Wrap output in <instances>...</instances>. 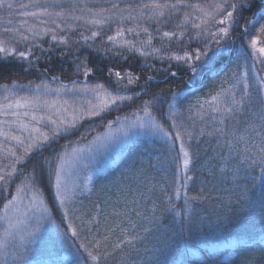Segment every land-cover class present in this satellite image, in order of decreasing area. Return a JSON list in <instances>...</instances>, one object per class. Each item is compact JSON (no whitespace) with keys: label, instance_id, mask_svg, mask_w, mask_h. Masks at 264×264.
Wrapping results in <instances>:
<instances>
[{"label":"snow or ice","instance_id":"obj_1","mask_svg":"<svg viewBox=\"0 0 264 264\" xmlns=\"http://www.w3.org/2000/svg\"><path fill=\"white\" fill-rule=\"evenodd\" d=\"M105 3L110 6L97 7L96 0H93L92 7H89L86 0H28V3L18 5L15 0H0V8L5 6L10 10L19 8L22 10L19 12L20 16L33 21L29 23L28 19H22L18 27L0 28V63L14 60L21 66L26 63L28 68H33L34 61L38 63L40 60V56L35 55V49H39L42 55L51 60V56L47 54L55 52L57 47L70 49L68 33L85 25L103 29L104 26L115 23L121 27L113 35L108 36L107 41L121 50L115 53L116 56H123V51L126 50L145 59L151 56L161 62L168 61L169 68L172 67L171 62L175 61L178 66L193 74L204 70L211 73L216 70L220 61L231 64L228 69L230 75L222 81L223 84L230 80L229 87H222L216 95H210V98L203 102L200 100L196 102V116L200 121L203 123L205 115L208 114L205 110L207 105V109L216 114L212 120L218 123V127L205 125L197 129L195 120L191 116L185 119L175 104L167 101L163 90L141 101L133 113L134 120L129 121L128 116H117L115 122H122L125 125L118 129L123 137L143 133L160 143L165 150L166 159L171 164V171L167 167L160 170L162 173L160 179L163 182L160 191L164 193L161 204L166 207L157 208L154 205L153 210L172 214L173 223L179 224L181 233L191 231L194 223L190 215L193 211L192 206L195 202L205 199L204 195L189 196L188 192L191 183L197 179L193 174V157L197 155L196 148L201 138L206 136L231 135L232 139L225 141L229 153L227 156L222 154L221 160L227 163L246 162L247 168L252 169L253 173L259 166V175L246 173V179L252 182L255 193L245 186L237 197V202L244 200L253 208L259 206L264 217V75H261V71L264 70V23H260V18L264 17V0H218L211 11L199 3H188L187 0H148L147 3L137 6H133L129 0H105ZM121 3H124L125 7H120ZM253 8L256 9L253 18L245 20L243 13L252 11ZM185 9L192 11H183ZM174 20L179 22L175 23L173 30H162ZM241 20H245L243 27L240 24ZM141 21L152 26V31L148 26H143ZM125 22H135L137 26L124 28ZM7 24L12 25V21L8 20ZM213 27L214 31L211 30ZM61 32L64 35H60ZM126 33L135 34L137 37L143 34L147 38L140 41V46L137 47L133 41L124 39ZM100 35L102 31H92L90 36L81 35L79 41H83V45L90 48L88 42L96 40ZM48 36L51 43L45 49L37 42ZM153 39H159L161 47H153ZM20 44H24L26 50H18L17 45ZM174 48L176 50H173ZM67 55V51L60 53L61 59ZM123 59L127 61L128 57L123 56ZM71 62L74 65L72 70L61 68V72L68 77L71 88L60 81L58 75L52 76L51 79L60 81L59 87L53 89L42 82L34 86L33 95L18 96L9 85H0L7 93L0 97V117L6 118L0 119L2 138L0 158L8 161L6 164H0V193L6 191L7 186H10L18 175L22 177L15 185L14 194L0 209V221L5 225L0 231V251H4L6 255L10 240L18 237L21 241L18 252L13 254L14 264H29L24 253L41 244L45 223L54 226L57 238L64 240L69 234L74 238L72 246L75 253L72 264H104L109 255L103 251L107 248L104 241L108 240V236L97 238L92 234L90 227L92 221H86L82 214H77L80 211L75 207L77 196L82 194L84 189L75 184L70 187L68 183V163L70 160L78 159L82 149L71 147L70 142L59 152L53 149L54 158L35 160L30 170L25 171L18 167L26 165L34 155L43 157L45 148H51L62 136L71 135L78 129L82 120L102 117L104 113L118 109L125 105V102L133 101L134 97L141 95L139 92L133 95L125 94L130 90L129 86L140 81V76L132 71H124L122 74L121 71L108 68L106 83L96 82L88 85L80 81L79 77L83 75L87 78L104 69L89 67L86 56L81 59L79 55H73ZM144 67L168 71L156 69L154 64L145 63ZM21 70L25 69L21 67ZM47 72L49 68L46 67L42 74ZM171 75L175 77L177 73L171 72ZM154 79V76L146 78L144 95H149L147 82ZM13 87L21 89L27 87L31 90L33 85L31 82L27 86L13 82ZM69 93L90 95L93 99L85 101L84 107L73 108L69 112L67 101L42 98L47 94L61 96ZM171 95L173 101L179 99L177 93L173 92ZM166 103L168 110L162 111ZM191 107L192 105H189V111ZM244 111L250 115L245 117L243 134L235 127L231 133L226 131L225 121ZM154 112L159 116L154 115ZM113 123L114 121H108L109 130ZM257 139L259 143H256ZM193 141L196 142L195 146ZM241 143L245 144L243 154L236 151V147ZM5 144L9 146L5 147ZM68 147H71V154L67 151ZM238 172L237 167L233 171V177ZM167 186L172 187L171 194H167ZM46 189L52 192L51 202L46 198ZM155 190L156 186L153 185L150 191ZM203 191L201 188L200 192ZM181 196L184 205L182 217L181 212L177 211L176 205L172 203L173 199H179ZM93 207L102 211L100 202L94 203ZM54 210L60 214L59 224L54 219ZM177 217H180V220H177ZM85 232L92 234V239L82 237V233ZM133 239L135 237L127 238L125 233V240L117 243L113 250L120 248L124 243L132 244Z\"/></svg>","mask_w":264,"mask_h":264},{"label":"trees","instance_id":"obj_2","mask_svg":"<svg viewBox=\"0 0 264 264\" xmlns=\"http://www.w3.org/2000/svg\"><path fill=\"white\" fill-rule=\"evenodd\" d=\"M208 0H187L188 3L205 4ZM89 7L93 6V0H86ZM133 6L141 3H147L148 0H129ZM18 5L20 3H28V0H15ZM97 7H109L105 0H96ZM120 7H125L124 3ZM57 11L59 9H56ZM19 8L7 9L0 8V28L8 26L5 22V16L15 17L14 23L18 20ZM183 11H192L185 9ZM246 11L243 13L245 20L253 18V12ZM11 13V14H10ZM79 15L80 13L77 12ZM245 20H241V27L244 26ZM12 21V22H13ZM174 20L171 25L164 27L162 30H173ZM71 23V21H68ZM143 26H148L152 31V26L141 21ZM260 23H264V17L260 18ZM14 25V24H13ZM12 26V25H11ZM135 22H125L123 27H136ZM121 27L115 23L104 26L103 29H98L92 26L85 25L77 28L76 31L68 33L70 36V49H65L63 46L57 47L53 53H48L51 60H48L46 55H42L39 49H35V55L40 56L39 62L34 61V67L28 68L25 63L21 66L16 61L0 63V85L13 86V82L18 85L27 86L29 82L34 86L44 81H49L54 76H59L62 81L70 82L68 77L61 72V68L72 70L74 65L71 62L73 55H79L81 59L88 57V66L93 69L103 68L102 72H95L88 79L96 82H107L106 72L108 68H113L116 71H132L140 76V81L137 83L135 92H139V97H134L133 101L125 102L118 109L106 112L102 117L92 119H84L80 122L78 129L72 132L71 135L62 136L57 140L51 148L43 150V157L34 155L26 165H18L25 171L30 170L32 163L37 159L47 157L54 158L53 149L56 152L62 150L63 146L74 143H82L91 139L96 133L103 130L109 120H115L117 116L128 115L130 110H135L140 106L141 101L149 99L153 93H160L162 90L166 94L167 101L175 104L176 108L187 119L189 116L195 120L197 129L207 125L208 127H218V123H214L212 117L216 114L211 113L205 105L207 115L204 122L196 116V102H203L209 99L210 95H216L221 88H226L231 81L223 83L230 73L228 69L231 64L225 61L217 63L216 70L209 73L207 70L201 71L198 74H193L190 71H185L178 66L175 61L171 62L172 67L169 68V62H161L154 57H144L138 54H132L123 51V56H127L125 61L123 56H116L115 53L121 51L115 48L107 41V37L113 35L114 32ZM259 27L257 23L256 28ZM92 31H102V35L94 41H89L88 48L83 45V41H79L81 35L90 36ZM64 35V33H59ZM255 35V29L253 30ZM155 35V33H154ZM147 37L143 34L137 37L135 34L126 33L124 39H128L140 46V41ZM79 41V43H74ZM47 49L51 43L50 36L45 37L42 41H38ZM153 47H161L159 39H153ZM18 50H26L24 44L17 45ZM173 50H176L175 48ZM61 51H67L68 55L63 59L60 57ZM145 63L154 64L156 69H168V71H156L152 68L144 67ZM23 67L25 70H21ZM49 68V72L43 73L44 68ZM171 72H176L173 77ZM264 75V70L261 71ZM148 76H154L155 79L147 82V91L149 95H144L145 80ZM83 78V75L79 79ZM4 90L0 88V95ZM134 92V93H135ZM178 94L179 99L173 101L172 93ZM133 94V93H132ZM189 105H192L189 111ZM167 103L162 111H167ZM154 115L159 116L154 112ZM250 115L247 111L236 114L234 118L225 121L227 125L226 131L231 133L233 127L243 134L245 127V117ZM239 121L240 123H237ZM191 121H189L190 123ZM226 139L231 140L229 135L225 136H206L202 137L198 147L196 148L197 155L193 157L194 175L197 179L191 183L189 196L204 195L203 201H197L193 204V211L190 215L193 218V226L190 232L181 233L179 224L173 223V215L164 211H155L154 205L157 208H164L166 205L161 204V197L164 195L160 191L163 186L161 181V168L167 167L171 171V164L166 159V152L160 143L153 139H144L138 143H131L132 151L129 152V164H132L133 171H126L127 182L131 183L127 192V201L125 207L116 206L111 197V191L106 190L104 184L96 180V184L91 191V195L86 193L77 197L75 207L80 211L78 215H83L84 220H91L90 225L92 234L97 238L108 236V240L104 241L107 248L103 251L109 253L104 264H264V217H262L259 206L255 208L244 200L237 202V197L242 189L247 186L252 193L255 189L252 188V182L246 179L248 174H260L259 166L255 172L247 168V163L240 164L227 163L221 160V155L227 156L229 147L226 145ZM259 143V140H256ZM194 146L196 142L193 141ZM245 144L241 143L236 147V151L243 154ZM20 153V150L18 151ZM127 158V159H128ZM131 161V162H130ZM6 159L0 158V164H6ZM128 162V161H127ZM227 164V166H225ZM127 164L123 166L126 168ZM239 168V172L233 177V171ZM130 170V169H128ZM121 173V171H120ZM125 175V176H127ZM21 176H17L7 190L0 193V209L3 208L4 202L11 197L15 191V185L20 182ZM171 179V176H169ZM156 186L155 191H150L152 186ZM134 187V189H133ZM204 191L201 193L200 189ZM135 193L136 196L133 194ZM172 193V187L167 186V194ZM46 198L51 202L52 192L48 189L45 191ZM113 197H115L113 195ZM133 197V201H128ZM136 197V198H135ZM255 198V197H253ZM231 201V203H229ZM100 202L102 211H98L93 207V204ZM172 203L176 205L177 211L183 212V196L179 199H173ZM129 204V205H128ZM54 219L57 224L60 223V214L54 210ZM180 220V217H177ZM98 222V223H97ZM79 223V221H77ZM150 229V231H145ZM127 238L133 239L132 244H121L120 248L114 249L115 245L121 240ZM92 234L82 233L88 239H92ZM43 240L40 245L35 246L32 251L27 252L33 261L30 264H72L75 248L72 246L73 239L69 234L64 240L56 237L54 232L49 231L42 234ZM77 242V246H78ZM86 258V257H85Z\"/></svg>","mask_w":264,"mask_h":264},{"label":"rangeland","instance_id":"obj_3","mask_svg":"<svg viewBox=\"0 0 264 264\" xmlns=\"http://www.w3.org/2000/svg\"><path fill=\"white\" fill-rule=\"evenodd\" d=\"M217 2L218 0H208L205 4H201V6L204 7L206 10L211 11L213 5ZM27 10L31 11L33 9H27ZM5 19H6L5 22L7 24L8 20L13 21L15 17L12 16L10 18V16L7 15L5 16ZM22 19H28L29 23H33V21L30 18L22 17L19 15L18 20L15 23H14L15 20L12 22V26L18 27ZM217 19H219V17H217ZM211 30L214 31L215 28L213 27L211 28ZM113 79H115V77H113ZM79 80L83 81L88 85H92L96 83V81L93 80L90 81L88 77L87 78L81 77V79ZM60 81L62 80L60 79ZM60 81L47 80L44 81L43 83L47 84L50 88L55 89L59 87ZM63 83L68 88L72 87L70 82L63 81ZM229 85L227 87H229ZM34 86L31 90L27 87L21 89L19 87L10 86V88L13 92L16 93V95L24 96V95L35 94ZM136 86L137 84L129 86L130 90L125 94L133 95L132 93L135 92ZM5 95H7V93L3 92V94H1L0 97H3ZM42 98L47 100L56 99V100L67 101L69 106V112H71L73 108L79 109L81 107H84L85 101L93 99L92 96L90 95H84V94L72 95L71 93L66 95L62 94L61 96H56L54 94H47L44 95ZM93 102L95 103V101ZM135 110L134 111L130 110L128 115H125L129 117V121L135 119V116L133 115ZM139 114L143 115L142 113ZM0 119H6V118L0 117ZM111 121H114L111 130H109V128L106 125L103 130L96 133L91 139L84 141L82 143H74L73 145H71V147L82 149V152L78 154V159L69 161L67 166V172L69 173V175L67 179L70 187L75 184V185H79L81 188L84 189L83 193L78 195L77 197L89 193V190L92 191L94 185L96 184V180L100 181L101 184L102 183L104 184L106 190L108 189V191H111L110 193L113 201H117V203L115 202V204H117L116 206L123 208L126 206L124 205V203L127 201L126 199H127V195H128L127 192L129 191V187H131L132 189L131 186L132 182L129 183L127 182V179H124V177H128V175L131 173L123 174V172L126 171L127 172L133 171V168H131L132 164L128 165L130 160V158H128V154L130 151H132L131 143L133 142L138 143L143 141L144 139H147L148 141V139L150 138L144 135L143 133H139V132L133 135H129L128 137H123L122 133L118 131V129H121L125 125L122 122H115V120H111ZM44 130L47 131V129ZM97 137H101V139H97ZM105 137H111L112 139H105ZM7 146L9 145L5 144V147ZM71 147L67 148V151L70 154H71ZM17 151H19V149H17ZM126 164L128 166L126 168H123V166ZM133 194L136 196L135 193ZM113 195L115 197H113ZM128 201H130L131 203L133 201V197H130ZM4 226L5 225L3 221H0V231L3 230ZM44 228L45 231L43 233L49 231L54 232L53 225H49L45 223ZM20 244L21 241L19 240L18 237L15 240H10L9 246L6 250L7 254L5 255L4 251H0V264H14L13 254L18 252ZM24 255L28 257V261L30 264V261H33V259H31L28 253H24Z\"/></svg>","mask_w":264,"mask_h":264}]
</instances>
